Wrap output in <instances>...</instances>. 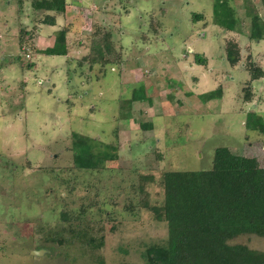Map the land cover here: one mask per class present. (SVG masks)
I'll return each mask as SVG.
<instances>
[{
    "label": "rangeland",
    "instance_id": "374dc122",
    "mask_svg": "<svg viewBox=\"0 0 264 264\" xmlns=\"http://www.w3.org/2000/svg\"><path fill=\"white\" fill-rule=\"evenodd\" d=\"M32 2L0 0V264H144L141 253L166 228L141 206L140 186L160 204L163 173L209 170L217 148L264 167V77L249 86L250 100L244 91L247 56L264 70V41L248 40L242 0L230 1L240 33L212 24V0H65L64 14ZM250 2L264 20L260 0ZM195 13L204 19L192 23ZM46 15L54 26L42 23ZM96 23L121 53L100 73L78 65ZM69 24L67 56L34 55ZM21 30H33L30 53ZM228 40L239 45L237 66L226 61ZM137 90L141 101L128 106ZM87 148L95 169L78 170L73 156ZM86 207L72 223L85 237H69L60 212L79 217ZM55 232L67 241H48ZM232 242L264 252V238Z\"/></svg>",
    "mask_w": 264,
    "mask_h": 264
},
{
    "label": "trees",
    "instance_id": "16d2710c",
    "mask_svg": "<svg viewBox=\"0 0 264 264\" xmlns=\"http://www.w3.org/2000/svg\"><path fill=\"white\" fill-rule=\"evenodd\" d=\"M230 1L212 0V24L224 31L240 33L242 21ZM259 4L264 12V0H260ZM242 5L245 16L249 19L246 34L248 40L264 41V20L258 13L253 12L250 0H242ZM32 6L37 11L64 14L67 4L65 0H33ZM203 19V14L195 13L191 21L197 23ZM150 20V28L157 35L161 24L153 17ZM42 23L54 26L55 18L46 15ZM203 26L206 27L207 23ZM70 28L69 24L59 30L53 46L36 51L34 55L43 52L48 56H67L66 39ZM32 31L21 30L19 41L20 47H25L29 53V42H33L34 36ZM224 53L231 66H237L241 61L239 45L234 41L225 42ZM16 61L22 68L26 67V62L21 57H16ZM195 62L205 65L206 60L196 55ZM120 63L121 53L115 47L112 32L97 23L92 25L88 53L78 59L79 67H97L100 73L106 66ZM31 66L35 64L31 63ZM245 66L250 74L247 87L244 88L245 99L250 100L252 96L249 86L264 77V70L254 62L250 54L246 58ZM133 94L128 106L141 101L138 90ZM212 95L211 93L210 96ZM127 114L130 113L124 114V118ZM140 127L147 130L152 125L148 123ZM95 160L96 155L88 148L73 156V163L78 170L95 169ZM160 186L163 199L156 205L147 201V192L142 186L139 187L145 197L140 203L141 206L152 214L156 223H164L166 228V238L147 245L141 253L144 264H264L263 251L232 242L242 235L264 238V167L255 158L237 156L227 148H217L209 170L165 172L161 176ZM85 210L88 208H81L79 217H68L64 210L60 212L61 222L68 223L71 227L69 237H85L83 233L77 236L79 228H72L73 222L80 224L83 221ZM65 238L56 232L49 233L47 237L48 241L59 244L66 242ZM87 241L92 243V248L99 246L93 239Z\"/></svg>",
    "mask_w": 264,
    "mask_h": 264
},
{
    "label": "water",
    "instance_id": "95a60500",
    "mask_svg": "<svg viewBox=\"0 0 264 264\" xmlns=\"http://www.w3.org/2000/svg\"><path fill=\"white\" fill-rule=\"evenodd\" d=\"M42 254V250H39V251H33L32 252V255H41Z\"/></svg>",
    "mask_w": 264,
    "mask_h": 264
},
{
    "label": "built area",
    "instance_id": "2783aa9c",
    "mask_svg": "<svg viewBox=\"0 0 264 264\" xmlns=\"http://www.w3.org/2000/svg\"><path fill=\"white\" fill-rule=\"evenodd\" d=\"M28 57V56H27Z\"/></svg>",
    "mask_w": 264,
    "mask_h": 264
},
{
    "label": "crops",
    "instance_id": "0c3cea01",
    "mask_svg": "<svg viewBox=\"0 0 264 264\" xmlns=\"http://www.w3.org/2000/svg\"><path fill=\"white\" fill-rule=\"evenodd\" d=\"M56 24V23H55Z\"/></svg>",
    "mask_w": 264,
    "mask_h": 264
}]
</instances>
